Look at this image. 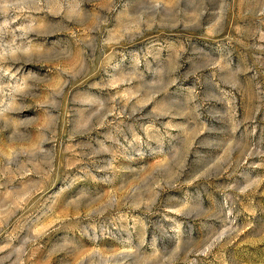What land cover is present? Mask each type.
<instances>
[{
	"label": "rangeland",
	"instance_id": "obj_1",
	"mask_svg": "<svg viewBox=\"0 0 264 264\" xmlns=\"http://www.w3.org/2000/svg\"><path fill=\"white\" fill-rule=\"evenodd\" d=\"M0 264H264V0H0Z\"/></svg>",
	"mask_w": 264,
	"mask_h": 264
}]
</instances>
